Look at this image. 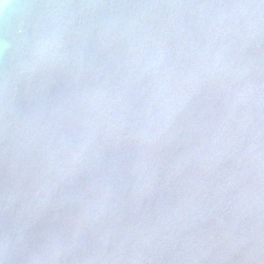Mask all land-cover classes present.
Instances as JSON below:
<instances>
[{
  "label": "water",
  "instance_id": "water-1",
  "mask_svg": "<svg viewBox=\"0 0 264 264\" xmlns=\"http://www.w3.org/2000/svg\"><path fill=\"white\" fill-rule=\"evenodd\" d=\"M5 2L0 259L264 264L259 0Z\"/></svg>",
  "mask_w": 264,
  "mask_h": 264
},
{
  "label": "clouds",
  "instance_id": "clouds-1",
  "mask_svg": "<svg viewBox=\"0 0 264 264\" xmlns=\"http://www.w3.org/2000/svg\"><path fill=\"white\" fill-rule=\"evenodd\" d=\"M0 6L3 7V9L7 10L8 8L11 7V5L7 2L0 3ZM236 7H257V8H264V5L262 4H257V5H236ZM52 36L54 37L55 34L53 33ZM52 39L51 37H45L44 39L40 40L37 42L34 55L37 60H43L44 58V51L45 49L51 44ZM5 258L7 257V244H5ZM0 264H5V259H0Z\"/></svg>",
  "mask_w": 264,
  "mask_h": 264
},
{
  "label": "snow or ice",
  "instance_id": "snow-or-ice-1",
  "mask_svg": "<svg viewBox=\"0 0 264 264\" xmlns=\"http://www.w3.org/2000/svg\"><path fill=\"white\" fill-rule=\"evenodd\" d=\"M3 2H4V0H0V3H3ZM259 3L264 5V0H259Z\"/></svg>",
  "mask_w": 264,
  "mask_h": 264
}]
</instances>
